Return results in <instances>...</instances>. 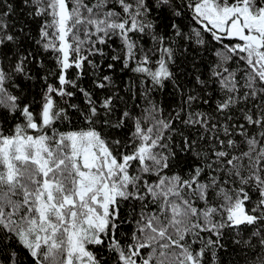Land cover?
Masks as SVG:
<instances>
[{
    "label": "snow or ice",
    "instance_id": "1",
    "mask_svg": "<svg viewBox=\"0 0 264 264\" xmlns=\"http://www.w3.org/2000/svg\"><path fill=\"white\" fill-rule=\"evenodd\" d=\"M0 264H264V0H0Z\"/></svg>",
    "mask_w": 264,
    "mask_h": 264
}]
</instances>
